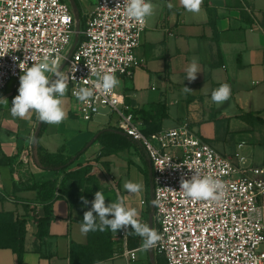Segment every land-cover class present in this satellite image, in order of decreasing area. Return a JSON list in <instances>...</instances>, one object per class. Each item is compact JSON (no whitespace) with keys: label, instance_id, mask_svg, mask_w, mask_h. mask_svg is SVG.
Returning <instances> with one entry per match:
<instances>
[{"label":"crops","instance_id":"0c3cea01","mask_svg":"<svg viewBox=\"0 0 264 264\" xmlns=\"http://www.w3.org/2000/svg\"><path fill=\"white\" fill-rule=\"evenodd\" d=\"M74 1L84 25L98 0ZM152 3L154 12L136 50L140 64L132 77L119 78L118 97L144 130L159 132L186 123L223 156L235 162L239 153L253 166L264 167V0H201L198 12L187 11L182 0ZM194 58L200 73L189 81L186 69ZM225 83L231 86L230 98L217 104L212 91ZM19 86L20 80L12 81L0 92L9 102L0 105V239L11 230L16 234L20 222L26 237L21 257L19 245L0 247V264H71L72 246L90 243L109 253L102 264H167L155 249L143 248V238L130 225L126 243L117 239L121 229L83 233L85 208L72 206L59 191L64 174L36 166L32 151L37 147L67 161L87 146L67 170L90 167L80 189L84 197L91 201L100 190L108 204L123 196L135 209V219L158 233L153 166L143 146L117 128V116L108 110L84 120L68 86L62 97L67 118L58 125L47 123L37 140V114H11ZM185 86L193 91L185 92ZM56 179L55 196L40 198L35 186ZM128 181L142 184V190L129 193L124 187ZM48 215V234L40 236V220ZM126 249L136 251L135 260L121 255Z\"/></svg>","mask_w":264,"mask_h":264},{"label":"built area","instance_id":"2783aa9c","mask_svg":"<svg viewBox=\"0 0 264 264\" xmlns=\"http://www.w3.org/2000/svg\"><path fill=\"white\" fill-rule=\"evenodd\" d=\"M125 5L126 0H98L82 27L69 0H0V92L34 62L55 59L68 74L70 96L82 118L92 121L108 110L117 116V128L146 150L161 237L152 248L167 264H264V167L239 153L235 162L223 156L186 123L146 134L116 88L87 102L73 94L94 87L97 72L134 75L148 20L129 18ZM197 170L223 182L221 200L195 201L180 191L181 179ZM127 236L128 226L117 239L126 243ZM121 255L136 259L135 250Z\"/></svg>","mask_w":264,"mask_h":264},{"label":"clouds","instance_id":"9594fccd","mask_svg":"<svg viewBox=\"0 0 264 264\" xmlns=\"http://www.w3.org/2000/svg\"><path fill=\"white\" fill-rule=\"evenodd\" d=\"M182 4L189 12L200 10L201 0H182ZM171 7V5H169ZM126 15L137 21L143 22L154 12L152 0H126ZM32 60V58H31ZM95 71V70H93ZM189 81H194L200 73L198 61L194 58L186 69ZM51 74V75H50ZM97 80L94 87H81L74 91V95L80 102H87L95 94L111 93L120 84L119 78L114 72H97ZM55 77V79H53ZM68 74L60 70V66L55 59L43 58L39 62H34L20 76V86L18 95L14 97L11 104V114L16 117H24L26 113L34 111L39 121L43 123L58 125L67 118V112L63 107L62 97L67 91ZM185 92L193 91L185 86ZM231 86L227 83L214 89L211 99L222 104L230 98ZM6 97H0V105L7 104ZM129 193H138L142 190V184L128 181L124 185ZM186 198L195 201L216 200L219 201L225 195L224 184L221 180L212 175H201L197 170L190 179H181V189ZM83 205L91 204V208L84 212L81 231H105L112 232L131 226L135 233L143 238V248L150 249L155 246L160 235L147 224L139 223L135 217V209L129 208L123 196H118L115 201L106 204V197L100 190L95 192L94 199L89 201L86 197H81ZM156 204V201H153ZM97 218L100 223L97 224ZM97 264H102L98 261Z\"/></svg>","mask_w":264,"mask_h":264},{"label":"trees","instance_id":"16d2710c","mask_svg":"<svg viewBox=\"0 0 264 264\" xmlns=\"http://www.w3.org/2000/svg\"><path fill=\"white\" fill-rule=\"evenodd\" d=\"M47 123H43L41 133L37 140L40 139L42 134L46 129ZM107 131H103L101 134L107 133ZM146 134L156 133L158 131L151 130L147 131L144 130ZM87 147V146H86ZM86 147L78 152L75 156L71 157L67 161L61 160L60 157H52L49 154L43 153L39 148L34 147V162L36 166L44 170L55 171L57 173H63L64 178L62 179L61 183L59 184V191L68 199L70 200L72 206H80L84 207L85 210H89L91 208V204L84 206L81 197H84V194L80 191L82 188L84 181L88 179V175L90 173V167L86 166L77 171H70L68 172V168L75 162L77 159L86 151ZM58 185V180L50 181L48 183H42L35 188L39 191V197L43 200H51L55 196V190ZM3 221L0 219V224ZM8 224L12 225L11 222H7ZM50 223V216L48 215L46 218L40 220V236H45L48 234V226ZM16 234L13 233L11 230L9 235L6 239H0V247H13L15 248L16 245H19L20 248L18 250V254L21 257L24 253V243L26 237V231L24 227V223L20 222L16 224ZM94 231H90L93 234ZM7 241L9 243H7ZM6 242V243H5ZM5 243V244H4ZM17 249V248H16ZM109 256V253L102 254V250L98 251L97 247L90 243L86 247L81 246H72V260L71 264H96L98 261L105 259Z\"/></svg>","mask_w":264,"mask_h":264},{"label":"water","instance_id":"95a60500","mask_svg":"<svg viewBox=\"0 0 264 264\" xmlns=\"http://www.w3.org/2000/svg\"><path fill=\"white\" fill-rule=\"evenodd\" d=\"M69 1H70L71 5L73 6V8L76 9L77 7H76V3H75V1H74V0H69ZM77 18H79V17H77ZM76 41H77V40H76ZM62 69H63V68H61L60 70L62 71ZM53 79H55V77H53ZM42 126H43V122L40 121V123H39V127H38L37 132H36V139L39 137V135H40V133H41Z\"/></svg>","mask_w":264,"mask_h":264},{"label":"rangeland","instance_id":"374dc122","mask_svg":"<svg viewBox=\"0 0 264 264\" xmlns=\"http://www.w3.org/2000/svg\"><path fill=\"white\" fill-rule=\"evenodd\" d=\"M82 21H83V20H82ZM83 23H84V22H81V23H80V24H81V26H83Z\"/></svg>","mask_w":264,"mask_h":264}]
</instances>
